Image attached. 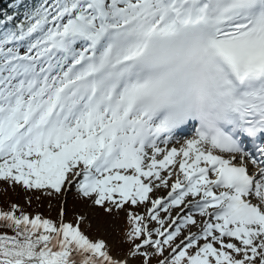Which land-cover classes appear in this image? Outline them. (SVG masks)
Masks as SVG:
<instances>
[{"label":"snow or ice","instance_id":"6c2138e0","mask_svg":"<svg viewBox=\"0 0 264 264\" xmlns=\"http://www.w3.org/2000/svg\"><path fill=\"white\" fill-rule=\"evenodd\" d=\"M0 181L75 188L131 225L114 254L80 222L13 204L0 264H264V0L6 13Z\"/></svg>","mask_w":264,"mask_h":264},{"label":"rangeland","instance_id":"374dc122","mask_svg":"<svg viewBox=\"0 0 264 264\" xmlns=\"http://www.w3.org/2000/svg\"><path fill=\"white\" fill-rule=\"evenodd\" d=\"M165 192L164 189L161 194ZM13 204L18 205L24 213H29L31 209L29 216L32 217L39 215L57 223L61 219L73 224L80 222L82 232L91 239L105 240L114 254L127 250L126 233L131 225L126 213L108 214L91 200L76 196L75 188L68 193L56 194L50 189H25L18 184L0 181V206L8 211ZM61 210H66V214L61 216ZM136 210L141 214L144 212L143 207ZM80 217H84L83 221H79Z\"/></svg>","mask_w":264,"mask_h":264},{"label":"trees","instance_id":"16d2710c","mask_svg":"<svg viewBox=\"0 0 264 264\" xmlns=\"http://www.w3.org/2000/svg\"><path fill=\"white\" fill-rule=\"evenodd\" d=\"M2 2H3V0H0V6L3 5ZM3 9H5V7H4ZM4 232H7L8 234H13V233L11 232V230L5 229V228H3L2 226H0V234H2V233H4Z\"/></svg>","mask_w":264,"mask_h":264},{"label":"bare ground","instance_id":"6f19581e","mask_svg":"<svg viewBox=\"0 0 264 264\" xmlns=\"http://www.w3.org/2000/svg\"><path fill=\"white\" fill-rule=\"evenodd\" d=\"M163 190V189H162ZM162 190H160L162 192Z\"/></svg>","mask_w":264,"mask_h":264}]
</instances>
